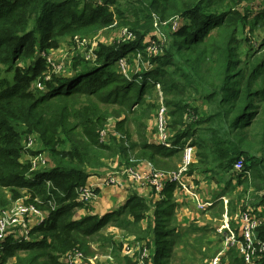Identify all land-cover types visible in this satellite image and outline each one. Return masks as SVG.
<instances>
[{
  "label": "trees",
  "instance_id": "1",
  "mask_svg": "<svg viewBox=\"0 0 264 264\" xmlns=\"http://www.w3.org/2000/svg\"><path fill=\"white\" fill-rule=\"evenodd\" d=\"M256 2L261 10L252 17ZM180 20L182 27L167 30ZM114 23L134 40L99 45L94 62L74 58L68 76L51 75L45 81L43 51L57 48L66 37L89 36ZM257 23L264 27V0H0V210L26 197L27 204L50 215L32 229L29 242L7 239L0 264H65L62 256L74 250L89 259L95 255L92 243L111 238L101 233L108 225L144 244L150 252L145 264H172L167 260L174 246H182L191 232L205 234L192 223L180 228L174 185L154 205L133 194L104 216L78 220L77 210L87 207L77 201L76 190L98 174L106 159L130 165L131 155L168 169L166 162L179 159L188 142L195 153L186 174L206 181L218 177L223 189L242 187L243 211L263 207L256 212L262 219L256 236L264 241V37L255 51L246 42L245 52L238 39L240 30ZM149 37L152 43L146 42ZM146 47L155 52H145ZM126 54L128 63L134 58L148 66L123 76L116 63ZM35 82L43 89L34 88ZM156 86L168 110L171 147L152 144L146 135V110L155 105L142 107ZM199 99L204 109L189 102ZM108 107L115 108L116 118L123 117L116 127L120 136L101 143ZM187 115L194 118L184 123ZM26 135L36 139L38 152L25 148ZM38 153L48 156L49 165L32 170L23 156ZM238 161L241 173L234 172ZM249 195L253 201L247 204ZM218 236L221 245L223 236ZM227 256L228 264H244L233 249Z\"/></svg>",
  "mask_w": 264,
  "mask_h": 264
},
{
  "label": "rangeland",
  "instance_id": "2",
  "mask_svg": "<svg viewBox=\"0 0 264 264\" xmlns=\"http://www.w3.org/2000/svg\"><path fill=\"white\" fill-rule=\"evenodd\" d=\"M258 2V1H257ZM254 4L253 8H251L252 17H256L258 15L259 11L261 10V6L259 3ZM252 22H254L252 20ZM180 23L176 22V25L174 22L169 23L167 30L168 31H175L178 29V27H182L184 25V21L180 20ZM154 35L158 36V33H154ZM264 37V27L260 25V23H257L254 25L253 29L251 30V24H248L244 29L240 30L238 33V39L243 40L244 44L240 47L242 52L247 51L246 48V42H250L251 45L254 47V51L257 49V46L261 42L262 38ZM160 38L162 36L160 35ZM134 40V36L123 27H118L116 23H114L112 26L99 30L95 33H92L89 36H80L76 35L74 37H66L62 39L59 42V45L57 48L54 49H47L42 52V57L45 61L46 65V72L45 75V81L50 79L51 75H55L56 77L60 76H68L69 74L67 71L70 70V67L72 66L74 58H81L88 62H92L94 60L93 57H90V54L94 55L95 50L99 45L104 46H113V45H119L127 42H132ZM158 40V42L162 45L163 41ZM146 42L152 43L150 40V37L146 39ZM154 50L155 48L146 47L145 52H151V50ZM129 58V54L122 57L120 60L122 61L120 63V60L116 63V67L118 66V70L120 73L127 77L132 72L135 74L139 70H141L142 65L148 66V62L145 61L143 63L142 60L138 62L137 59L132 58V63H128L127 60ZM138 58V57H137ZM243 59V55L241 56ZM139 59V58H138ZM96 60V59H95ZM94 60V61H95ZM28 62V61H27ZM134 62V63H133ZM9 78L11 76L9 75ZM39 82V81H38ZM33 87H37V83L35 82L33 84ZM163 95L160 92V90L155 87L154 89H150L148 94L145 95V98H148L147 103L142 107L146 105H155L154 109H144L149 114L147 115V119L144 120L146 124V135L150 134V132L155 133L158 136L159 142L161 141V137L159 135L158 129H157V119H158V110L161 107H166L163 102ZM191 99V98H190ZM189 99V100H190ZM190 103L195 102L194 106H200L202 109H204V106L202 104V100L197 101H189ZM108 115L110 116L106 124L104 125L103 129L99 131V140L101 143H107L108 140L112 137H119L120 135L116 131L117 123L123 119V117L116 118L114 115L115 108L108 107ZM166 109V108H165ZM114 110V111H113ZM151 112H149V111ZM188 116V117H187ZM184 118V123L191 122L190 119H193V116L187 115ZM189 118V119H188ZM170 119L167 117V125ZM126 128L128 131L132 130L133 125L126 124ZM169 130L167 129L163 135H165ZM170 136V135H169ZM30 138V139H29ZM35 138L28 137L27 135L23 137L24 146L26 149H28L30 152H38L39 151V145L37 142L34 141ZM36 140V139H35ZM33 144L31 147H27V144L30 143ZM161 145V144H158ZM194 158V156H193ZM30 159H38L36 168H39L37 170H42L46 168L49 165V158L45 153H38L36 155H30L25 154L23 156V160H30ZM22 161V160H21ZM130 165H120L118 161H114L112 159H106L103 161L104 167L99 168L100 174L104 173L106 177L108 175H113L114 173L122 174L124 171H132L133 178H129L127 176H120L123 178H126L130 182L131 188L134 187L135 189L139 187H149V181L148 178L157 173V172H163V173H175V171H179V167L181 166L182 157L180 155L179 159L172 158L170 163H167L168 169L160 170L155 168L152 164H150L147 161H135L134 157L129 155L128 158ZM142 163L148 164V171L142 172L136 169L137 166H139ZM136 166V167H135ZM33 166L31 165V169ZM172 168V169H171ZM175 168V169H174ZM188 169V168H187ZM188 170H185L184 172L187 173ZM177 173V172H176ZM139 177V180L136 178ZM187 177L192 178L196 180L193 183H197V186H200L201 182H203L204 188L200 189L198 188V192L201 199L203 201H206L208 203H212L211 208H213L211 211L207 210L206 212H198V217L194 218L192 220V224H195L199 228L198 230H204L205 234H201V232H191L186 241L182 244V246H174L172 249V252L168 256V262L172 264H209V262L212 260V258L216 255L215 253H220L221 251V245H219V239L221 233H219L220 230L227 228L226 230H231L236 236L239 232L238 225H237V217L238 214L243 211L242 207L243 204L238 199L239 196L242 194V187L236 186V189H223L225 187V182L221 183L217 178L211 181H206L203 178H201L198 174H191ZM229 176L224 177V179L227 180ZM199 178V179H197ZM236 181H232V185H235ZM223 195L221 198L220 195ZM262 192L259 193L258 196H261ZM175 197V195L173 194ZM247 204L252 203L253 197L251 195L248 196ZM177 197H175L176 199ZM242 198V197H241ZM26 197L21 198L15 202H12L10 205H8L5 208H2L0 210V215L7 214L11 217L10 221L12 220V211L13 208L17 205L23 204V205H32L27 204ZM174 199V198H173ZM174 199V200H175ZM176 201V200H175ZM91 205V204H90ZM194 206V203L192 204ZM34 206V205H33ZM37 209V208H36ZM195 210V207H193ZM38 210V209H37ZM80 210V209H79ZM40 213H46L47 211L44 210H38ZM196 212V210H195ZM223 212V213H222ZM221 217L219 218V216ZM175 215V212H174ZM224 216H226L227 225L225 226V219ZM76 217V216H75ZM101 217V216H100ZM219 218V219H218ZM79 219V218H78ZM27 220V219H26ZM29 222V219H28ZM147 224V221L142 224V227L145 228ZM180 228H183V230L187 229L189 225L183 226L181 223L179 224ZM30 226V225H29ZM32 228V226H30ZM225 227V228H224ZM12 227H9L8 231L11 230ZM32 231V229H31ZM215 231V232H214ZM101 233L105 237H111L108 239L107 242H94L91 244V250L95 252V255L89 259H85L84 255L83 257V264H116V260L124 262V260L131 261V264H139L140 255L143 254V264H145L146 261H144L148 255H150V252L144 247V244L142 242H138L136 239V236L132 235H126L124 232L120 231L119 229H116L110 225H108L106 228H104ZM105 237V238H106ZM11 239V237H9ZM195 239H202L203 243L199 244L198 242H195ZM12 240V239H11ZM210 243H209V241ZM220 247V248H219ZM219 249V251H218ZM218 252H217V251ZM234 252L237 254L239 258V252L235 248L233 249ZM115 251V253H114ZM70 252L66 253L62 256V262H66V256ZM71 254V253H70Z\"/></svg>",
  "mask_w": 264,
  "mask_h": 264
},
{
  "label": "built area",
  "instance_id": "3",
  "mask_svg": "<svg viewBox=\"0 0 264 264\" xmlns=\"http://www.w3.org/2000/svg\"><path fill=\"white\" fill-rule=\"evenodd\" d=\"M174 23L176 25V22ZM40 55H42V53ZM90 57H93L95 60V57L92 55V53L90 54ZM94 60H92V62H94ZM121 62L122 61L120 60V63ZM156 87L159 89V86ZM36 89L42 90V85L37 84ZM165 108L166 107H161L158 110L157 129L161 137L160 144L166 147H171L170 136L168 135V132L163 135L168 129V110ZM32 145L33 144L30 142L27 144V147L29 148ZM194 153V146H192L189 142L186 143L181 149L182 162L181 166L179 167V171H175V173L157 172L151 175L148 178V181L152 192L161 200L163 199L162 193L164 192V189L168 185H174V190L176 191V194H174L175 197L178 195L181 197L184 196L191 204L194 203V206H192L195 207L197 213H202L206 212L212 206V203L203 201L198 197V187L193 183L194 179L187 177V174L184 172L192 163H194ZM37 160L38 159L29 160L34 170L39 169L36 168ZM242 171V162H236L234 164V172L241 173ZM120 176H127L130 179L133 178L131 170L124 171L122 174L114 173L113 175L107 176L105 185L119 187L121 184L120 179H123V177L120 178ZM136 179L139 180V177ZM76 195L77 201L83 204L85 207H88L90 204H92L96 198L94 187L88 185L87 183L77 188ZM12 215L13 218L11 222H9L11 217L7 214L0 215V256L3 250L4 242L9 239V237H11L15 243L30 241V232L32 228L29 226L28 219L31 216L39 215V211L33 205L27 206L20 204L13 208ZM224 219L226 226V216H224ZM42 223L43 221L37 226ZM261 223L262 219L256 215V212L251 207H247L244 211L239 213L237 217V225L239 229L237 236L231 230H226L227 228L225 227V230H220L219 233H221L223 236L221 246L222 249L220 253H217L216 256L212 258L209 264H228L227 253L229 250L235 248L238 250L239 257H241L244 264H264V241L259 240L256 236V231L260 227ZM9 227H12L10 231H8ZM70 253L66 256L65 264H83V257L80 251L74 250ZM143 259L144 257L141 253L139 264H143Z\"/></svg>",
  "mask_w": 264,
  "mask_h": 264
},
{
  "label": "crops",
  "instance_id": "4",
  "mask_svg": "<svg viewBox=\"0 0 264 264\" xmlns=\"http://www.w3.org/2000/svg\"><path fill=\"white\" fill-rule=\"evenodd\" d=\"M148 140L152 144H160L158 136L155 133L150 132V134L148 135ZM136 169L142 172H146L148 171V164L142 163L137 166ZM106 178V175L104 173L100 174L99 171L98 174H93L87 179L86 183L93 186L95 189L96 198L93 203L87 207V209L77 210L75 215L76 220H78V218H83L86 215L104 216L112 212L113 210L123 206L133 194H137L139 197L145 199L147 203L152 205H154V203L156 202L161 201V199L152 192L150 187L144 188L142 186L137 189H135L134 187L131 188L130 182L126 180V178L120 179L121 184L119 187L107 186L105 185ZM195 181L196 180H194V182ZM197 187L200 189L204 188L203 182H201L200 186ZM198 191L197 194L200 195ZM173 194H176L175 190H173ZM173 194L172 199H175ZM199 198L201 197L199 196ZM174 199L173 201L175 203L174 212L176 221L179 224L181 223V225L183 224V226L191 224L192 220L194 218H197L199 213L195 212L192 204L184 196L181 197L180 195H178L175 199L176 201ZM254 211L257 213H261L263 211V207H257ZM48 215V213L46 214L39 212V215L29 217L28 223L30 226H32V229H34L42 221L45 222L48 219Z\"/></svg>",
  "mask_w": 264,
  "mask_h": 264
}]
</instances>
